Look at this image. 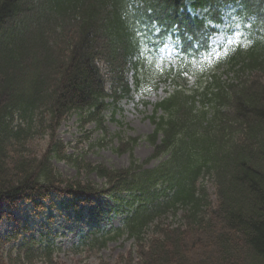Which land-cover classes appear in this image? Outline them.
<instances>
[{
  "label": "trees",
  "instance_id": "16d2710c",
  "mask_svg": "<svg viewBox=\"0 0 264 264\" xmlns=\"http://www.w3.org/2000/svg\"><path fill=\"white\" fill-rule=\"evenodd\" d=\"M225 8L252 24L254 43L238 41L220 55L216 68L228 65L234 79L213 73L202 89L181 85L155 104L150 157L135 159L136 137L118 147L131 152L128 167L67 153L58 138L66 118L87 111L85 119L102 127L106 98L117 103L130 95L126 71L141 50L137 28L157 24L167 36L178 30L183 52H202ZM263 71L264 0H0V226L15 222L0 233V264H65L51 236L30 234L14 211L24 202L44 209L58 194L90 202L100 193L128 211L112 235L92 231L89 249L123 235L135 239L139 261L131 252L115 264H264ZM46 136L48 148L40 152L35 141ZM54 159L96 172L105 183L68 178ZM153 159L160 161L146 167ZM205 176L215 183V200ZM180 212L177 224L163 222Z\"/></svg>",
  "mask_w": 264,
  "mask_h": 264
},
{
  "label": "rangeland",
  "instance_id": "374dc122",
  "mask_svg": "<svg viewBox=\"0 0 264 264\" xmlns=\"http://www.w3.org/2000/svg\"><path fill=\"white\" fill-rule=\"evenodd\" d=\"M229 21L226 20V23ZM248 29L249 26L233 23L222 32L214 33L211 37V44L216 47L214 49L216 52L208 57L198 54L190 60L189 68L194 72L192 78H189L192 90L197 87L196 83L201 82L204 85V82L209 81V72L213 69V65H216V57L228 47L229 42L240 39L245 32L248 33ZM175 53V50L169 47L162 52L160 62L154 63L148 59L147 63L151 66H160L164 71L168 68L165 65L166 62L172 66L183 64L185 67L187 60L176 61ZM178 69L169 70V73L173 75ZM240 74L245 76L243 73ZM221 76L222 81L228 82L229 77H234V73ZM260 76L264 79V71L263 74L260 73ZM152 78L154 85L144 82L141 87L142 93L134 91L131 97H124L115 114L113 113L115 105L110 106L104 112L102 127H99L98 122L94 119H85L87 111H74L66 118L58 129V138L66 144L67 153L73 155L74 159L86 163L103 164L116 168L128 167L131 163V152L125 150V146L120 149L118 147L123 141L129 140L133 136L139 137V141L132 148L135 159L138 162L147 159L153 152L152 145L146 139V136L153 130V124L148 116L153 111V103L164 98L172 90L169 83L160 81L157 84V77L152 76ZM108 89L109 91L111 89L109 84ZM106 101L111 102L112 99ZM144 101H148V103ZM35 142L37 150L45 152L48 148L49 138L47 136L39 137ZM53 163L68 178L91 181L99 187L105 183V179L96 172H89L84 168L79 170L72 161L54 159ZM156 163L157 160H153L147 166L152 167ZM202 180L207 186L211 198L215 200L214 181L209 176H205ZM91 198V202H80L67 194H58L45 201L44 209L24 202L14 213L22 225L31 226L29 233L38 239L49 234L56 245L61 248L58 258L65 264H98L100 262L115 264L118 260L123 261L128 258L131 252H133L134 258L135 239L127 235L109 240L107 246L99 251L89 249L87 241L94 229L108 230L113 234L114 229L121 225L123 218L121 211H117L118 203L113 198L104 194H98ZM181 219L180 212L177 215L169 214L163 222L177 224ZM14 225V221L6 220L0 226V233L6 234L13 229ZM134 261L138 262L139 260L135 257Z\"/></svg>",
  "mask_w": 264,
  "mask_h": 264
}]
</instances>
